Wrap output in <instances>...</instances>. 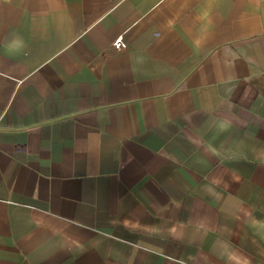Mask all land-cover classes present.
Segmentation results:
<instances>
[{
    "label": "crops",
    "instance_id": "0c3cea01",
    "mask_svg": "<svg viewBox=\"0 0 264 264\" xmlns=\"http://www.w3.org/2000/svg\"><path fill=\"white\" fill-rule=\"evenodd\" d=\"M0 264H264V0H0Z\"/></svg>",
    "mask_w": 264,
    "mask_h": 264
},
{
    "label": "clouds",
    "instance_id": "9594fccd",
    "mask_svg": "<svg viewBox=\"0 0 264 264\" xmlns=\"http://www.w3.org/2000/svg\"><path fill=\"white\" fill-rule=\"evenodd\" d=\"M26 47V42L18 34H13L4 44L5 51L10 55H18L22 53Z\"/></svg>",
    "mask_w": 264,
    "mask_h": 264
},
{
    "label": "built area",
    "instance_id": "2783aa9c",
    "mask_svg": "<svg viewBox=\"0 0 264 264\" xmlns=\"http://www.w3.org/2000/svg\"><path fill=\"white\" fill-rule=\"evenodd\" d=\"M109 50L113 51V53L125 52L129 50V43L125 37H120L111 45Z\"/></svg>",
    "mask_w": 264,
    "mask_h": 264
}]
</instances>
